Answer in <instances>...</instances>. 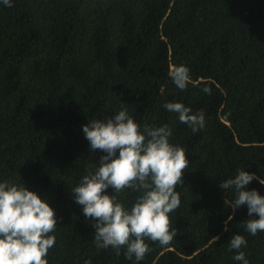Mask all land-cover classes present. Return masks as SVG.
<instances>
[{
  "label": "trees",
  "instance_id": "1",
  "mask_svg": "<svg viewBox=\"0 0 264 264\" xmlns=\"http://www.w3.org/2000/svg\"><path fill=\"white\" fill-rule=\"evenodd\" d=\"M177 65L190 69L185 90L169 75ZM170 101L203 110V129L180 123ZM121 107L141 130L169 125L189 160L169 214L177 234L167 246L146 240L141 261L98 249L71 194L104 154L90 152L82 126ZM237 169L264 178V0H0V181L55 210L48 264H241L234 233L249 264H264V232H246L247 206L233 215L234 191L218 187ZM248 189L264 195L258 180ZM113 194L129 208L139 195Z\"/></svg>",
  "mask_w": 264,
  "mask_h": 264
},
{
  "label": "clouds",
  "instance_id": "2",
  "mask_svg": "<svg viewBox=\"0 0 264 264\" xmlns=\"http://www.w3.org/2000/svg\"><path fill=\"white\" fill-rule=\"evenodd\" d=\"M3 4L11 7L12 0H3ZM169 75L180 90H185L191 80L190 69L184 65L173 67ZM203 91L210 94L208 88ZM163 107L175 113L193 134L205 126L203 110L193 112L179 101L166 102ZM82 132L90 152L104 153L88 166L86 174L71 189L85 219L95 221L91 226L96 247H112L117 254L123 249L126 259L134 257L141 261L150 251L146 240L169 245L177 234L171 227L169 214L181 205L176 189L183 186V173L189 168L184 148L170 142L172 128L167 124L158 127L145 124L141 130L127 109L121 107L106 119L88 120ZM236 173L218 183V187L234 191V198L228 202L233 215L247 206L249 218L243 227L255 236L264 232V195L256 189L249 190L248 185L253 180L264 185V178L245 169H237ZM125 189L139 193L130 208L113 194ZM233 215L224 222V231H229L228 221ZM56 227L55 210L46 199L23 183L0 181V264H48L46 257L55 244L52 233ZM228 246L235 253V261L249 264L241 250L247 246L243 235L234 233Z\"/></svg>",
  "mask_w": 264,
  "mask_h": 264
}]
</instances>
